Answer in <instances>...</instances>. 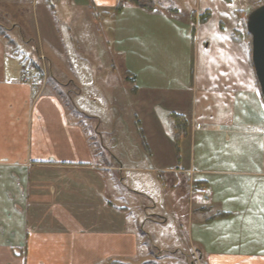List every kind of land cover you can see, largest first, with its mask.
Listing matches in <instances>:
<instances>
[{
    "label": "crops",
    "instance_id": "obj_1",
    "mask_svg": "<svg viewBox=\"0 0 264 264\" xmlns=\"http://www.w3.org/2000/svg\"><path fill=\"white\" fill-rule=\"evenodd\" d=\"M235 1L191 0L185 16L169 8L172 19L132 5L111 12L137 13L120 28L118 49L145 154L146 165L134 167L97 158L51 83L52 62L63 54L56 4L71 9L69 0H0V11L30 8L32 29L16 40L0 24V187L10 183L0 196V264H170L165 258L175 252L157 248L164 241L158 252L148 249L143 229L155 216L143 207L128 213L117 172L149 174L171 200L178 187L186 190L192 264H264V100L247 44L233 35L245 14ZM94 17L87 29L96 41ZM24 70L36 85L21 80ZM72 101L78 107L79 97ZM173 114L186 122L178 147ZM143 188L133 191L152 200L150 185Z\"/></svg>",
    "mask_w": 264,
    "mask_h": 264
},
{
    "label": "rangeland",
    "instance_id": "obj_2",
    "mask_svg": "<svg viewBox=\"0 0 264 264\" xmlns=\"http://www.w3.org/2000/svg\"><path fill=\"white\" fill-rule=\"evenodd\" d=\"M98 1L100 3L97 5L92 0L89 2L88 0H69V4L73 6L71 9H64L67 7L56 4L54 26L62 43L63 54H58L57 59L52 62L51 83L58 85L63 94L62 100L69 116L86 130L95 154L99 155L97 158L111 165L122 163L144 167L145 154L139 143L130 102L125 93L130 85L123 81L126 63L118 49L123 43L119 40V35L124 21L135 18L137 13L146 17L151 14L132 6L130 10L137 12L135 15L127 11L123 15L114 16L111 13L114 4L108 3V0ZM190 2L191 0H157L155 14L172 19L171 12L168 10L174 8L180 15L185 16ZM263 2L264 0H236L233 5L234 8L245 13L243 16L246 21L248 14ZM24 9L25 11H0V24L9 27L12 33L9 35L16 40L18 36L25 37L32 30L29 21L30 8L26 9L24 5ZM91 14L99 21L95 24L96 41L87 29ZM14 22H18V26H21L12 27ZM108 22L112 29L111 35L106 33ZM230 26L227 24V27ZM238 29L242 31V25L238 24ZM113 32L116 39L113 37ZM133 37H128L127 41L132 42ZM27 41L37 59L35 45ZM16 45L17 49L25 50L22 48V43L17 42ZM47 50L48 54L54 52L48 45ZM110 62L113 63L114 70L110 69ZM178 72L181 73V71ZM75 96L79 97L78 107L72 101ZM124 174L117 172L115 176L128 213L137 215L143 207L148 209L149 214H154L155 217H153L157 222L155 226L147 224L143 229L148 249L154 254L155 251L158 252L154 245H160L161 241H164V245L157 248L163 254L167 253V256L175 252L172 257L165 260H169L170 264H184L186 261L192 264V253L186 236L189 217L186 190L178 187L173 193L174 199L171 200L167 193L159 190L158 186L153 188L155 181L152 179L155 180V178L149 174L144 172H125ZM121 179H124L122 185ZM166 180L170 181L168 178ZM136 183L140 185L136 186ZM145 184L150 185L152 200L144 194L141 195ZM134 189L141 193H135ZM5 190L10 191L8 181L4 182L2 188L0 187V196ZM153 204L155 208H152ZM157 217L164 218L166 223L160 224L161 221ZM262 234L264 236V233ZM176 249L178 251H175Z\"/></svg>",
    "mask_w": 264,
    "mask_h": 264
},
{
    "label": "water",
    "instance_id": "obj_3",
    "mask_svg": "<svg viewBox=\"0 0 264 264\" xmlns=\"http://www.w3.org/2000/svg\"><path fill=\"white\" fill-rule=\"evenodd\" d=\"M246 30L251 36V62L264 100V4L248 14Z\"/></svg>",
    "mask_w": 264,
    "mask_h": 264
},
{
    "label": "trees",
    "instance_id": "obj_4",
    "mask_svg": "<svg viewBox=\"0 0 264 264\" xmlns=\"http://www.w3.org/2000/svg\"><path fill=\"white\" fill-rule=\"evenodd\" d=\"M156 1L157 0H117L116 4L112 8L111 12L113 14H117V13L121 12L126 5H132V6H135V7L139 8L143 11L153 13L157 10ZM263 4H264V2L261 3L259 6H261ZM241 25L243 27V30L240 32L235 31L233 33V35L237 34V35L242 36L243 40L246 42L247 47H248V51H249V60H250L251 66H252V62H251V36L247 33L245 19L241 21ZM33 65H34L33 68L36 71V73L38 72V75L41 74V73H39L40 72V66L35 65V64H33ZM257 86H258V83H257ZM258 88H259V86H258ZM172 119H173V123H174V133H175L174 140H175L176 147H178V142H179L180 138L183 137L185 134L186 122H185L183 116L177 115V114H173ZM112 264H119V263L113 262Z\"/></svg>",
    "mask_w": 264,
    "mask_h": 264
},
{
    "label": "built area",
    "instance_id": "obj_5",
    "mask_svg": "<svg viewBox=\"0 0 264 264\" xmlns=\"http://www.w3.org/2000/svg\"><path fill=\"white\" fill-rule=\"evenodd\" d=\"M21 80L25 81V82H29L31 83L33 86L36 85L37 81L36 79L32 76V74L30 73V71L28 70H24L21 75Z\"/></svg>",
    "mask_w": 264,
    "mask_h": 264
},
{
    "label": "snow or ice",
    "instance_id": "obj_6",
    "mask_svg": "<svg viewBox=\"0 0 264 264\" xmlns=\"http://www.w3.org/2000/svg\"><path fill=\"white\" fill-rule=\"evenodd\" d=\"M261 107H264V104H261ZM262 147H264V145H262ZM262 211H264V209H261Z\"/></svg>",
    "mask_w": 264,
    "mask_h": 264
}]
</instances>
